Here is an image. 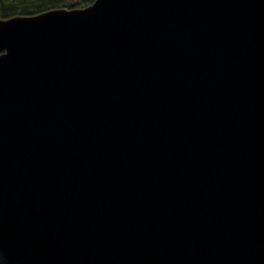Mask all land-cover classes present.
Returning a JSON list of instances; mask_svg holds the SVG:
<instances>
[{
    "label": "water",
    "instance_id": "95a60500",
    "mask_svg": "<svg viewBox=\"0 0 264 264\" xmlns=\"http://www.w3.org/2000/svg\"><path fill=\"white\" fill-rule=\"evenodd\" d=\"M0 264H264V0L0 19Z\"/></svg>",
    "mask_w": 264,
    "mask_h": 264
},
{
    "label": "trees",
    "instance_id": "16d2710c",
    "mask_svg": "<svg viewBox=\"0 0 264 264\" xmlns=\"http://www.w3.org/2000/svg\"><path fill=\"white\" fill-rule=\"evenodd\" d=\"M67 0H0L3 11L0 17H9L14 14H36L55 7H84L94 0H76L75 3H66ZM6 4V5H5Z\"/></svg>",
    "mask_w": 264,
    "mask_h": 264
},
{
    "label": "rangeland",
    "instance_id": "374dc122",
    "mask_svg": "<svg viewBox=\"0 0 264 264\" xmlns=\"http://www.w3.org/2000/svg\"><path fill=\"white\" fill-rule=\"evenodd\" d=\"M75 2H76V0H67V1H66V3H75ZM5 5H6V4H5ZM3 6H4V5L0 4V12L3 11V9H4Z\"/></svg>",
    "mask_w": 264,
    "mask_h": 264
}]
</instances>
